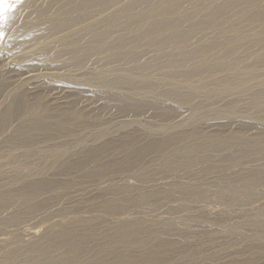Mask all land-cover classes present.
I'll use <instances>...</instances> for the list:
<instances>
[{
  "label": "rangeland",
  "instance_id": "obj_1",
  "mask_svg": "<svg viewBox=\"0 0 264 264\" xmlns=\"http://www.w3.org/2000/svg\"><path fill=\"white\" fill-rule=\"evenodd\" d=\"M130 1L132 0H116L114 6L104 4L105 6L94 14L96 16L90 17L82 26L79 25L78 29L100 20V23H103L106 17L112 14L121 17L122 8ZM178 1L186 10L179 15L174 14L175 22L184 21V17L192 18V14L195 16L190 28L187 27L190 23H183L184 28L188 29L181 32L182 37H191L189 44H198V47H190L185 51L193 58L198 57L200 50L224 42V39L215 40L217 33H222L221 31H224L227 39L234 37L232 34L236 33L243 35L242 38L235 40L236 42L232 41V50H223L220 57L212 52L210 61L197 64L199 66L195 68L168 67L167 60H171L176 52L165 49L167 46L154 48L155 52H147L135 67L122 63L125 61L122 50L104 58L112 61L115 57L122 56L117 62L111 63L110 67L100 62L76 66L65 52L64 43L57 47L56 43H53L54 48H51V42L62 37L69 39L76 29H64L52 38L34 41L26 39L22 31L25 23L31 21L30 16L12 22L5 17L9 15L6 11L0 12V83L6 85L4 93L18 86L31 100L38 97L40 104L43 101L42 105L48 107L47 111L52 115L73 113L86 124L81 127L75 123L76 131L72 136L38 140L28 147H0V192L20 188L27 181L34 180H59L69 187L58 197H52L46 209L32 211L25 207L23 211L26 216L22 221L0 224V259L5 258V254L12 250L28 247L35 240L47 239L67 228L71 229L70 232L85 236L96 228L98 232L92 239V247L106 241L113 247L112 241L117 238L111 234L110 229L118 226L115 224L139 223L131 228V232H138L143 239L148 240L147 235H166V241L177 243L180 248L192 245L188 264H264V233L256 230L250 239L237 238L226 231L223 221L236 226L248 225L258 210L264 212V189L260 188L254 192L252 198L236 203L235 206L225 204L220 197L211 196L212 198L206 200L189 202L183 199L173 200L167 194V187L175 184L195 186L197 191L203 194L210 187L234 184L232 182L240 176L249 177L258 172L264 173V26L260 25L264 23V0H244V4L243 0H202L201 4L216 5L206 8L200 5L199 10L196 5L190 8V0ZM240 3L242 5L239 6ZM217 6L223 9L224 13L218 22L224 24H216L214 29H209L208 17ZM145 8L146 6H143L139 10ZM259 9L261 16L257 14ZM133 14L136 18L135 12ZM256 16L258 21H255ZM227 17L232 21L228 22ZM235 17L241 18L240 21H233ZM165 18L167 20L168 16ZM151 19L154 22L157 18L154 16ZM251 23L256 25L249 29ZM232 24L234 27H231ZM253 29L260 34L258 37L263 38L256 41L263 43L262 45H255L253 39L243 38ZM112 36L120 37L115 28L111 29ZM110 40L113 44L112 38ZM129 41L141 46L140 48H148V44H153L151 38ZM224 63L239 65L230 69L217 68ZM249 72H252L253 76L248 81L240 84L234 81L236 76L244 77ZM123 80L133 82L134 86L126 85ZM145 84L152 86L154 93L144 91L141 87ZM171 90L181 96L192 97L188 99L191 102L188 104L178 98H168V91ZM104 94H109L110 98H105ZM3 97L4 94H1L0 102ZM147 107L154 110L150 108L151 111H148ZM183 133L197 134L202 141L224 138L228 141L225 145L229 147L221 149L214 145L216 143L209 142L206 162L200 160L193 167L176 173L169 172V168L163 165L162 168L158 166L157 161L153 162V157H157L156 153L148 151L144 156L145 164L143 163L147 178L142 180L129 170L120 172L115 169V173L98 180L87 178L75 169L57 170L59 172L55 170L54 164L58 160V163L60 159L62 162L66 159L67 164L72 163L77 158V153L84 150H101L100 157H105L108 156L103 154L105 146L111 145V154L105 160L120 162L127 158L124 151L126 147L145 146L165 140L170 135ZM247 140H255L254 143L262 148V152H252V155L248 156L246 153L250 149L245 147L241 153L239 150L245 145H239V142ZM56 147L60 150L54 154ZM234 155L240 158L237 161L227 158ZM50 166L52 168L49 169ZM208 167L210 169L206 170ZM34 170L37 173H33ZM126 172L128 174H124ZM120 187L130 188L116 192ZM153 191L165 192L160 193L168 199L161 198L155 205H151L159 197L151 193ZM139 192L145 194V198H140ZM120 196L128 198L129 202L121 206V203L115 200ZM43 197L48 200L51 198L49 193ZM104 201H112L113 208H104L101 205ZM198 216L210 221L217 220L211 221L214 225L208 226L207 229L211 232L205 233L204 236L191 233L183 238L177 233L180 231L169 232L165 228L167 225ZM218 222L220 226L215 225ZM145 227L149 228L143 229ZM104 229H107L106 238L103 236ZM122 247L121 244H114L113 248L123 250ZM172 255H176V252L172 251ZM180 258L178 255L174 259L178 261Z\"/></svg>",
  "mask_w": 264,
  "mask_h": 264
},
{
  "label": "bare ground",
  "instance_id": "obj_2",
  "mask_svg": "<svg viewBox=\"0 0 264 264\" xmlns=\"http://www.w3.org/2000/svg\"><path fill=\"white\" fill-rule=\"evenodd\" d=\"M189 3L191 4L190 8H193L196 5L198 10L200 9V5H204L205 8L216 5L215 3L209 6L201 4L202 0H190ZM244 3L243 0L242 4ZM104 4L107 6L111 4L114 6L116 0H112V2L111 0H3V2H0V12L6 11L9 15H5V17H8L7 20L12 22L18 21L21 17L30 16L31 21L27 24L25 23L24 27H22V31L25 34L26 39H33L34 41L52 38L64 29H76L75 33H73L69 39H67L68 37L63 38L61 36V39L51 42L52 44L56 43V47L61 43H64V45H66V48H64L65 52L69 54V59L73 60L76 66H83L88 62H100L104 66L110 67L112 65L111 63L114 61L117 62V60L123 56L126 62L123 60V62L121 61L122 63L135 67L139 65L142 58H144L143 56L147 52H155L154 48L167 46L164 48L176 52L171 60H167L168 67L170 66V68L174 69L178 67L187 68L192 66L195 68L196 66L210 61L212 58V52L220 57L223 50H232V41H239L243 36H239L236 33L235 35L232 34L234 37L227 39L224 35V31H221L222 33H217L215 40L224 39V42L216 43L212 46L210 45L208 49L200 50L198 57L196 59L193 58L191 54L185 51L190 47H198V44H189L191 37H182L181 32L191 27V22L195 20V16L192 14V18L187 19L184 17L182 18L184 21L175 22L176 20H173L174 14L179 15L182 11L186 10L185 7L182 8V4L178 0H132L127 3L124 8L121 7L123 9V11H121L123 12L121 17L112 14V16L106 17L105 22L103 23H100V20L97 23H90L89 25L78 29L79 25L82 26V24L87 22L90 17L96 16L94 14L99 12L101 7L103 8V6H105ZM242 4L240 3L239 6ZM143 6H146V11H144L145 9L139 10ZM216 8L217 9L211 13L210 17H208V19L210 18V21L207 23L209 29H214L216 24L220 26L224 24V22H218L220 21V16L224 15L222 11L223 9L218 8V6ZM260 10L261 9L257 10L259 16H261ZM139 11L144 12L141 13ZM195 11L197 10H194V12ZM133 12H135L136 18L133 17ZM154 16L157 19L153 22L151 18ZM165 16H168V21ZM5 17L2 16L3 19H5ZM118 18H121V20ZM239 19L235 17L233 21H240ZM227 20L228 22L232 21L229 20L228 17ZM258 20V16H256L255 21ZM90 22L92 21L90 20ZM184 22L190 23L187 26L188 28H184ZM131 25L135 27H132ZM151 25H153L152 28ZM233 25L234 24H232L231 27ZM252 25L256 24L251 23L249 29L253 28ZM260 25L264 26V23ZM114 28L115 31L119 32L120 37H111V29ZM258 35L260 34L258 32L256 33L253 29L243 38L253 39L255 40L254 44L259 46V44L262 45L263 43L261 44L256 41L259 40L258 38H263L258 37ZM111 38L113 44H111ZM148 38L153 40V44H148V48H140L141 46L132 44L131 41H129V39L138 41L144 39L147 40ZM109 40L110 43L108 42ZM51 48H54V44ZM119 50H122V56L120 55L119 58L115 57L112 61L104 60V58L110 57L109 54H115V52ZM223 58L227 59V57ZM236 65H239V63H224L220 64L217 68L221 70L230 69ZM252 76L253 73L249 72L247 75L245 74L244 77L238 78V76H236L234 81L237 84H240L244 81H248ZM123 82L130 87L134 86L133 82L126 80H123ZM236 83H234L235 86ZM4 86L6 85L0 83V95L4 94V97L3 99L1 98L2 101L0 102V147H28L38 140H54L64 136H72L76 131L74 130L76 129L74 127L75 123H78L81 127L86 126V124L73 115V113H65L60 116L52 115L47 111L48 107L46 108L42 105L43 101L40 104L38 97L36 100H31V98L28 97V94L22 92L21 88L18 86L16 88L14 87L11 91L4 93ZM141 88L146 92L154 93L152 91L154 89L152 86L148 87V85L146 86L145 84V86ZM177 88L178 87H176V89ZM104 95L105 98H110L109 94ZM168 98H178L179 101H187L189 104L191 100L188 101V99H191L192 97L186 95L181 96L176 91L171 90L168 91ZM147 108L148 111H151L150 108L154 110L152 107ZM80 113L81 112L79 111V114ZM74 116L76 118H74ZM209 142L216 143L214 145L221 149L229 147L225 145L228 141L224 138H214L211 141H202L201 137L197 134L192 135L183 133L170 135L165 140L155 141L145 146L126 147L124 148V151L127 158L120 162H114L111 161V159L105 160V158H108L111 154V145L106 144V146L104 145L105 151H103V154L106 153L108 156L100 157V154L102 153L101 150H84L77 153V158L72 161V163L67 164L65 162L66 159L63 160V162L62 159H60V163H58V160L54 166H56V172H59L57 170L71 171L72 169H75V171H78L85 177L93 180L102 179L106 177V175L115 173L113 172L115 169L120 172L129 170L131 174L136 175L138 179L142 180L147 178L143 165L145 164L144 156L148 151L156 153L157 157H153V162L157 161L156 164L158 166L162 168L163 165L164 167L169 168V172L176 173L187 167H193L200 160L206 162L208 160L206 151L210 145L207 143ZM254 142L255 140L240 141L239 145L245 146H241L242 149L238 150L242 153L243 149L248 147V150L250 149V151L246 153L249 154L248 156H251L252 152L253 154L256 153V151H258L257 153H261L262 148ZM107 146L109 147L107 148ZM58 150H60V148L56 147L53 153L56 154ZM227 158L230 161H237L240 156H227ZM50 168H52V166H50L49 169ZM209 169L210 167L206 168V170ZM33 173H37V171L34 170ZM124 174L128 173L126 172ZM232 183L234 184L228 183L229 185L227 184L224 187H210L208 191L203 194L197 191L195 186H179L175 184L172 187H167V189L169 188L167 190L169 193L167 194L168 197L173 200L183 199L189 202H194L197 199L206 200L212 197H220L225 204L235 206L236 203L242 202L243 200L247 201L252 198L254 192L258 191L260 188L264 189V173L258 172L249 177L240 176ZM62 185L65 184H62L59 180H34L27 181L20 188L0 192V224L22 221L23 217L26 216L23 211L25 207L32 211L38 209L44 210L43 208L48 206L52 197L53 199L58 197V195L63 193L64 190L69 188L67 185L64 187H62ZM128 188L130 187H120L117 188L116 192H121ZM160 192L161 191L151 192L159 196L151 205H155L159 200H162L161 198H167L161 194L165 192ZM46 193L50 194V200L43 197ZM138 195L140 198H145V194L139 192ZM115 200L119 201L121 206H124L129 202L128 198L122 196ZM101 205L108 210L113 208L112 201H104ZM28 213L30 214V212ZM14 214L15 216H13ZM253 217V219H250V223L244 226H236L223 220L225 221L224 227L226 231H229L228 233L237 238L250 239L255 235L256 230H259L258 232H261L262 234L264 233L263 210H258ZM202 218L204 217L198 216L191 219L187 218L180 223L167 225L165 228H167L169 232L172 230L180 231L177 233L183 238L191 233L204 236L205 233L211 232L210 230H207L208 226L214 225L211 221L216 222L217 220L210 221L209 219ZM119 224H115V226H118L111 228L110 232L117 238L112 241L113 247L114 244L117 246L121 244L123 250L114 249L111 246V243L107 244V241L103 244H99L97 247H92V239L97 235L96 232H98V229L96 228L90 230L88 236L70 232L71 229L67 228L47 239L35 240L31 242L28 247H22L8 252L5 254V258L0 259V264H177L181 262L183 264H188L192 254V245L189 244L186 248H180L177 243H171L168 242V240L166 241V235L162 237H151L147 235V237H149L148 240L143 239L138 232H131V228L138 226L139 223L131 225H126L125 223ZM217 224L220 226L219 222L215 223V225ZM146 228L149 227L143 229ZM104 230L103 236L106 238L107 229ZM172 251H175L176 255H172ZM178 255H180L181 258L176 261L174 258ZM87 257L90 259L86 260Z\"/></svg>",
  "mask_w": 264,
  "mask_h": 264
},
{
  "label": "snow or ice",
  "instance_id": "obj_3",
  "mask_svg": "<svg viewBox=\"0 0 264 264\" xmlns=\"http://www.w3.org/2000/svg\"><path fill=\"white\" fill-rule=\"evenodd\" d=\"M0 2H3V0H0Z\"/></svg>",
  "mask_w": 264,
  "mask_h": 264
}]
</instances>
